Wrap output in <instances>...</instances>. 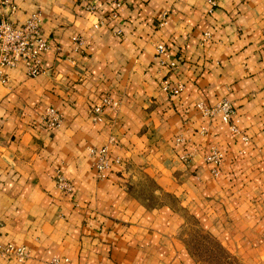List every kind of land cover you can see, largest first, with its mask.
Listing matches in <instances>:
<instances>
[{"label":"crops","instance_id":"crops-1","mask_svg":"<svg viewBox=\"0 0 264 264\" xmlns=\"http://www.w3.org/2000/svg\"><path fill=\"white\" fill-rule=\"evenodd\" d=\"M116 1L0 0L17 25L37 11L48 43L40 73L2 68L0 243L26 255L0 264H193L187 216L232 252L264 241V0ZM157 42L174 68L155 57ZM161 79L182 86L170 95ZM103 94L117 104L95 120ZM220 99L246 141L194 106ZM47 106L56 127L41 126ZM101 145L98 177L87 147Z\"/></svg>","mask_w":264,"mask_h":264},{"label":"built area","instance_id":"built-area-1","mask_svg":"<svg viewBox=\"0 0 264 264\" xmlns=\"http://www.w3.org/2000/svg\"><path fill=\"white\" fill-rule=\"evenodd\" d=\"M5 0H1L4 2ZM83 1V0H82ZM212 2V0H210ZM115 4L117 1L115 0ZM12 7V6H10ZM73 40H77L76 36L72 37ZM48 47L47 40L40 33V17L37 11L31 12L20 24H15L7 14H0V80L6 79L2 68L6 66L15 65L17 62H22L25 67V73L27 75H35L40 73L43 68L40 64L41 53ZM155 57H159L161 65L172 69L177 65V59L171 56V53L166 49L162 42L155 44ZM182 84L180 82L170 83L165 79L159 81V87L162 91L169 93L170 95L177 94ZM109 104L115 106L117 101L111 98L107 94L101 95L98 100L89 106V113L95 120L100 119V113L104 105ZM194 106L203 114H210L217 112L219 118L228 123L229 131L232 135H240V139L247 140L245 134L240 132V129L230 121L234 109L231 103L226 99H220L211 106H207L204 103L198 101ZM59 113L47 106L41 115V126L51 128L56 127L59 124ZM179 141L180 138L176 137ZM88 153L93 155V166L95 168L96 175L103 177L105 174V168L108 165L106 157V146L100 147H87ZM191 153H181V159H188ZM204 158L211 164L210 171L213 174H217L218 165L221 161V152L216 146H210ZM53 183L57 190L63 194H68L71 190L70 181L65 178L59 171H55L53 175ZM26 252L20 245H15L10 242L0 243V256H10L16 261H22L25 258Z\"/></svg>","mask_w":264,"mask_h":264},{"label":"rangeland","instance_id":"rangeland-1","mask_svg":"<svg viewBox=\"0 0 264 264\" xmlns=\"http://www.w3.org/2000/svg\"><path fill=\"white\" fill-rule=\"evenodd\" d=\"M184 233L193 264H264V241L242 252L241 247L232 252L190 216H187Z\"/></svg>","mask_w":264,"mask_h":264}]
</instances>
